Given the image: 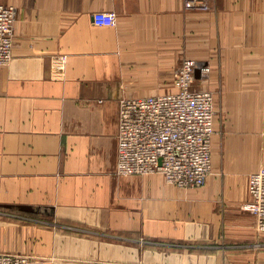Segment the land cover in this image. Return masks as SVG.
<instances>
[{
	"label": "crops",
	"instance_id": "obj_1",
	"mask_svg": "<svg viewBox=\"0 0 264 264\" xmlns=\"http://www.w3.org/2000/svg\"><path fill=\"white\" fill-rule=\"evenodd\" d=\"M16 8L0 65V253L29 264H264L243 209L264 166V0H0ZM115 13L111 25L100 15ZM218 89L212 172L179 188L120 175L118 103L170 91L182 59Z\"/></svg>",
	"mask_w": 264,
	"mask_h": 264
},
{
	"label": "built area",
	"instance_id": "obj_2",
	"mask_svg": "<svg viewBox=\"0 0 264 264\" xmlns=\"http://www.w3.org/2000/svg\"><path fill=\"white\" fill-rule=\"evenodd\" d=\"M185 7L210 9L211 0H184ZM16 8L0 3V65L12 57ZM115 13L100 15V23L111 25ZM199 68V78L195 70ZM210 66L182 59L174 72L172 89L166 93L123 98L118 103L117 161L120 175L159 173L167 183L194 188L212 172L211 144L214 134V95L194 87L207 81ZM264 137V135H263ZM249 200L242 208L251 212L258 232H264V166L248 176ZM22 253H0V264H29Z\"/></svg>",
	"mask_w": 264,
	"mask_h": 264
},
{
	"label": "rangeland",
	"instance_id": "obj_3",
	"mask_svg": "<svg viewBox=\"0 0 264 264\" xmlns=\"http://www.w3.org/2000/svg\"><path fill=\"white\" fill-rule=\"evenodd\" d=\"M212 92H213V95H214V109H215V118H216V117H218V109H217V104H216L217 101H218V96H217L218 89H216L215 91L213 90ZM30 262H31V259H30Z\"/></svg>",
	"mask_w": 264,
	"mask_h": 264
},
{
	"label": "water",
	"instance_id": "obj_4",
	"mask_svg": "<svg viewBox=\"0 0 264 264\" xmlns=\"http://www.w3.org/2000/svg\"><path fill=\"white\" fill-rule=\"evenodd\" d=\"M194 76L195 78H199V68L195 70Z\"/></svg>",
	"mask_w": 264,
	"mask_h": 264
}]
</instances>
